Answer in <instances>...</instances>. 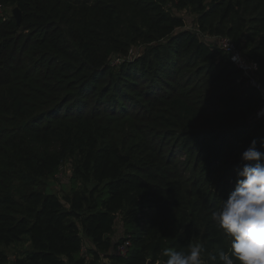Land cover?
<instances>
[{
    "label": "trees",
    "instance_id": "16d2710c",
    "mask_svg": "<svg viewBox=\"0 0 264 264\" xmlns=\"http://www.w3.org/2000/svg\"><path fill=\"white\" fill-rule=\"evenodd\" d=\"M0 6V264L21 242L12 264H163V249L190 244L211 264L229 247L212 212L251 141L264 151V126L258 94L205 37L231 39L264 77V0ZM172 8L197 15L194 32Z\"/></svg>",
    "mask_w": 264,
    "mask_h": 264
},
{
    "label": "clouds",
    "instance_id": "9594fccd",
    "mask_svg": "<svg viewBox=\"0 0 264 264\" xmlns=\"http://www.w3.org/2000/svg\"><path fill=\"white\" fill-rule=\"evenodd\" d=\"M256 145L253 139L242 153L244 164L237 172L234 190L212 212L229 247L209 256L211 264H264V151H258ZM203 252L200 244H190L187 251L165 248L163 264H205Z\"/></svg>",
    "mask_w": 264,
    "mask_h": 264
},
{
    "label": "built area",
    "instance_id": "2783aa9c",
    "mask_svg": "<svg viewBox=\"0 0 264 264\" xmlns=\"http://www.w3.org/2000/svg\"><path fill=\"white\" fill-rule=\"evenodd\" d=\"M211 47L221 50L230 60L232 65L240 72L246 87L253 89L261 100V107L255 114V119L261 121L264 126V77L258 75L259 67L253 60L241 53L237 45L227 37H205ZM233 57H236L234 60ZM119 64V60L115 61ZM130 237H125L115 248V255L121 258L127 256L130 247ZM86 250L83 249V255ZM110 264V263H106Z\"/></svg>",
    "mask_w": 264,
    "mask_h": 264
},
{
    "label": "rangeland",
    "instance_id": "374dc122",
    "mask_svg": "<svg viewBox=\"0 0 264 264\" xmlns=\"http://www.w3.org/2000/svg\"><path fill=\"white\" fill-rule=\"evenodd\" d=\"M17 9V8H14ZM14 9H10V8H6V10L8 11L6 13V15L9 17H13V10ZM172 14L176 17H180L181 19L184 20V22L186 23V28L189 29L190 31L194 32L195 31V24H196V19H197V15L195 13H193L190 9H184V10H176L172 8ZM21 14V13H20ZM0 15H5L1 6H0ZM145 51V46H138L135 47L131 53L129 54V60H137L139 59L143 53ZM118 65V64H116ZM120 65V64H119ZM118 65V66H119ZM118 66H116L118 68ZM120 67V66H119ZM91 100V98H90ZM179 159H181L183 161V157H179ZM70 175V170L67 166H64L61 169V172L59 173V175L57 176V179L53 182H51V190L53 191V193L57 194L58 197L62 198L64 195H66L68 193L69 190V184H68V178ZM230 177V175H229ZM229 185H227L228 188ZM224 185L223 188L221 190H218L217 188L215 189V192L222 195L223 193V189H224ZM27 248V244L25 242H21L19 244L13 245L11 246L8 250L6 251V254L8 255V264H12V262L14 261L15 258L18 257V255H21L24 250ZM84 257H88L86 253H84Z\"/></svg>",
    "mask_w": 264,
    "mask_h": 264
},
{
    "label": "water",
    "instance_id": "95a60500",
    "mask_svg": "<svg viewBox=\"0 0 264 264\" xmlns=\"http://www.w3.org/2000/svg\"><path fill=\"white\" fill-rule=\"evenodd\" d=\"M13 15H14V20L16 22V24L19 26L20 22H21V14L19 12L18 9H14L13 10Z\"/></svg>",
    "mask_w": 264,
    "mask_h": 264
}]
</instances>
